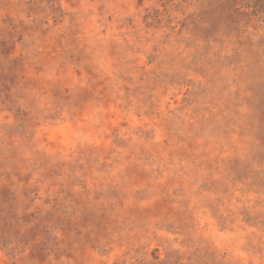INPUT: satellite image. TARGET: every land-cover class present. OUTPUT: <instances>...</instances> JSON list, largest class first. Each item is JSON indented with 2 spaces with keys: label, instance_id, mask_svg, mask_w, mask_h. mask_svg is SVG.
<instances>
[{
  "label": "rangeland",
  "instance_id": "374dc122",
  "mask_svg": "<svg viewBox=\"0 0 264 264\" xmlns=\"http://www.w3.org/2000/svg\"><path fill=\"white\" fill-rule=\"evenodd\" d=\"M0 264H264V0H0Z\"/></svg>",
  "mask_w": 264,
  "mask_h": 264
}]
</instances>
